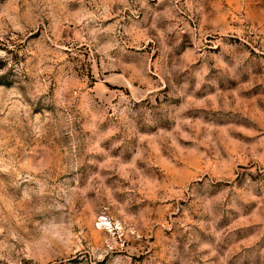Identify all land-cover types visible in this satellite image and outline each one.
I'll return each mask as SVG.
<instances>
[{"label":"rangeland","instance_id":"rangeland-1","mask_svg":"<svg viewBox=\"0 0 264 264\" xmlns=\"http://www.w3.org/2000/svg\"><path fill=\"white\" fill-rule=\"evenodd\" d=\"M0 264H264V0H0Z\"/></svg>","mask_w":264,"mask_h":264}]
</instances>
